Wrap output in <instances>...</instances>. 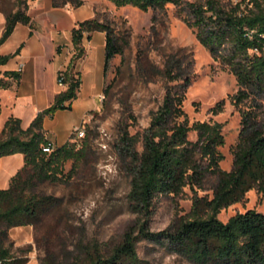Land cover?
Masks as SVG:
<instances>
[{
    "label": "trees",
    "instance_id": "trees-1",
    "mask_svg": "<svg viewBox=\"0 0 264 264\" xmlns=\"http://www.w3.org/2000/svg\"><path fill=\"white\" fill-rule=\"evenodd\" d=\"M52 1L55 8L84 5L80 0ZM109 1L117 9L132 7L144 13L164 11L169 5L176 7L201 46L235 77L238 91L231 100L240 111L241 130L232 149L233 168L224 171L223 126L213 122L191 124L184 110L186 92L194 79V62L179 55L169 56L160 70L167 82L166 94L152 113L149 128L142 136L123 131L120 138L118 154L130 178L127 203L134 222L116 240L79 242L73 261L66 259L59 264H149L138 252L143 241L187 264H264V214L250 210L227 223L219 219L223 210L244 202L249 192L256 190L264 196V0ZM27 11L19 9L6 17L0 46L19 24H31ZM95 32L106 35L107 67L123 54L124 47L120 35L97 17L73 31L74 62L84 57L83 41L90 40ZM12 58L0 57V67ZM20 78V73L6 72L4 78L0 77V88L9 89L11 83L7 80L18 82ZM64 84L67 91L58 95L54 105L28 128L11 117L0 130V159L15 154L25 158V166L12 179L9 189L0 190V264H25L5 247L9 232L25 227L38 230L60 203L55 196L40 192V186L59 184L67 163L78 165L88 156L90 134L82 149L69 142L51 154L43 152L50 143L44 132L45 118L71 110L78 98L81 78L76 67L66 71ZM223 110L224 102L211 112L219 115ZM192 133L197 134L195 142L190 140ZM139 144L142 152L138 151ZM186 188L194 193L190 214L177 216L163 232H153L158 199L178 198ZM200 192L212 193V198L201 197Z\"/></svg>",
    "mask_w": 264,
    "mask_h": 264
},
{
    "label": "rangeland",
    "instance_id": "rangeland-1",
    "mask_svg": "<svg viewBox=\"0 0 264 264\" xmlns=\"http://www.w3.org/2000/svg\"><path fill=\"white\" fill-rule=\"evenodd\" d=\"M39 1L45 0H0V28L8 15L27 8L29 13ZM80 1L96 4L97 19L120 35L124 50L105 66L101 103L87 117L84 136L73 137L72 143L82 149L90 134L87 158L78 165L67 163L59 184L39 188L59 199V206L38 230L25 227L9 232L5 247L25 264H59L66 259L72 262L79 242L116 240L134 222L127 203L130 178L118 154L120 138L123 131L142 136L149 128L152 113L166 94L167 82L160 70L169 56L179 55L194 62V79L186 92L184 110L191 124L213 122L223 126L224 171L233 168L232 149L241 130V114L231 100L238 91L235 77L201 46L176 7L169 5L164 11L144 13L132 7L117 9L109 0ZM65 7L75 8L73 4ZM223 102V112L213 115L212 109ZM190 140L197 141V134L192 133ZM142 150L139 144L138 151ZM75 167L77 172H72ZM199 195L212 198L209 192ZM193 197L194 193L186 188L178 198H159L152 231L163 232L177 216L190 214ZM250 210L264 214V196L256 190L249 192L244 202L223 210L219 219L227 223ZM138 252L149 264H187L146 241L139 244Z\"/></svg>",
    "mask_w": 264,
    "mask_h": 264
},
{
    "label": "crops",
    "instance_id": "crops-1",
    "mask_svg": "<svg viewBox=\"0 0 264 264\" xmlns=\"http://www.w3.org/2000/svg\"><path fill=\"white\" fill-rule=\"evenodd\" d=\"M29 16L31 24H19L0 46V57H13L0 67V77L4 78L6 72L21 74L18 82L7 80L11 83L9 89L0 88V130L11 117L20 119L23 127L28 128L39 114L54 105L58 95L67 91V86L58 83L59 74L76 67L81 88L71 110L58 111L44 120L47 140L59 148L72 142L76 129L83 127L87 117L99 109L105 88L106 35L95 32L90 40L85 39V55L76 64L72 33L79 24L97 17L96 4L55 8L52 0L39 1ZM5 24L0 28V39ZM24 166L22 154L1 158L0 190L9 189Z\"/></svg>",
    "mask_w": 264,
    "mask_h": 264
},
{
    "label": "built area",
    "instance_id": "built-area-1",
    "mask_svg": "<svg viewBox=\"0 0 264 264\" xmlns=\"http://www.w3.org/2000/svg\"><path fill=\"white\" fill-rule=\"evenodd\" d=\"M65 73L66 71H63L59 74V78H58V83L60 86H67L66 84H64V79H65ZM84 129L83 127L76 129L74 135H78V136H84ZM55 146L52 143H49L48 145L43 147V152L45 154H51L54 150H55Z\"/></svg>",
    "mask_w": 264,
    "mask_h": 264
}]
</instances>
